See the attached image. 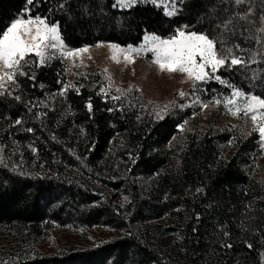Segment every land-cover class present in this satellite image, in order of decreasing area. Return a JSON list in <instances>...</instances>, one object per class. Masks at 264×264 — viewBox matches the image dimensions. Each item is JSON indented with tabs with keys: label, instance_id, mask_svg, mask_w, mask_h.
<instances>
[{
	"label": "trees",
	"instance_id": "obj_1",
	"mask_svg": "<svg viewBox=\"0 0 264 264\" xmlns=\"http://www.w3.org/2000/svg\"><path fill=\"white\" fill-rule=\"evenodd\" d=\"M25 11L57 23L73 47L137 45L188 25L247 61L216 76L264 97V0H183L171 17L148 0H0V34ZM23 71L0 90V264H264L256 132L217 114L181 130L189 111L171 105L155 116L139 96L103 93L96 73L70 85L60 60L34 58ZM230 88L211 80L202 92ZM56 226L78 239L42 251ZM95 228L104 237L84 244Z\"/></svg>",
	"mask_w": 264,
	"mask_h": 264
},
{
	"label": "snow or ice",
	"instance_id": "obj_2",
	"mask_svg": "<svg viewBox=\"0 0 264 264\" xmlns=\"http://www.w3.org/2000/svg\"><path fill=\"white\" fill-rule=\"evenodd\" d=\"M31 2L32 0H29V3ZM137 2L138 0H117V5L121 8H128ZM241 2L242 0H236L237 4ZM174 13L175 5H173V11L166 10L165 12L166 15ZM240 19H247V16H241ZM260 21L264 25V15L260 17ZM188 27V25H184L178 28L175 34L167 39L146 33L144 43L139 48L129 46L125 50L118 45H109V47L135 55H139L141 52H150L152 55L151 63L157 67L160 73L183 74L187 81L192 82L194 88L197 87V82H207L212 78V74H215L221 68L228 70L232 66L247 63L244 58L234 54L233 48H218L217 40L210 38L206 33L187 31ZM224 28L227 30V23L224 24ZM257 31L264 33V26L259 27ZM258 42L261 41L258 39ZM220 43H223V41H220ZM100 46L97 45V47ZM234 47L240 51H246L240 49L239 45ZM57 48L61 50L63 57L72 58L88 51L86 47L79 49L67 48L60 34L59 25L51 23L47 18L37 15L34 18H21L13 21L0 34V90H4L7 83L15 84L17 76H26L27 73L23 71V68L30 62L34 63V58H39V65H44L47 58H49L47 56L49 49L55 51ZM112 58L117 60L115 55ZM229 58L231 59L230 64L228 63ZM124 59L128 63L134 62L132 55H125ZM117 62L119 61L117 60ZM207 69H211V73ZM30 78L34 79V74ZM215 79L232 88V93L224 101L227 111L234 117L240 118L242 114L246 121L251 119L253 124L251 131L259 135L260 142L264 146V97L245 93L241 89L228 84L227 81L221 80L219 76H215ZM67 87L66 85L65 88ZM117 91H120V89H117ZM178 95L185 97L187 94L179 91ZM119 98L118 96L114 97V99ZM16 99H19V97H16ZM170 103L175 106L174 101ZM221 103L220 99L215 100L216 105ZM208 106V104H201L202 109ZM87 107L91 111V103ZM168 107L169 104L163 106L164 109ZM158 115L162 118V114L158 113ZM15 123L20 124L21 121L17 120ZM182 128L183 125H181ZM28 131H31V129H28Z\"/></svg>",
	"mask_w": 264,
	"mask_h": 264
},
{
	"label": "rangeland",
	"instance_id": "obj_3",
	"mask_svg": "<svg viewBox=\"0 0 264 264\" xmlns=\"http://www.w3.org/2000/svg\"><path fill=\"white\" fill-rule=\"evenodd\" d=\"M148 1L153 2V0ZM182 1L183 0H155L154 3L162 6L164 13L166 10L169 12L173 11V5H175V13L167 15L171 17L177 13ZM29 17L31 16H28V12L25 11L15 20L21 18L28 19ZM144 37L145 35L137 45L126 46H121L112 42H100L95 45L73 47L64 42L67 48L79 49L86 47L88 51L82 53L78 57L72 58L63 57L59 48L55 51L49 49L47 53L49 58H47L46 63H49L52 60H60L65 67L68 75V84L70 83V85L74 84L73 77L79 74H85L88 72L96 73L101 77L100 86L101 89H103V93L109 91L113 98L117 96L120 97L121 100L127 98V100L132 103L136 102V98L139 96L145 107L152 106L155 116H160L158 113L163 116L166 110L172 105L170 102L174 101L175 106L179 107L181 110L189 111V118L184 121L183 128L184 126L190 127V124L192 125L195 123V119L200 118L201 120H209L217 114V118L221 119L224 123L231 126L239 124L243 129L251 131L253 127L251 119L246 121L242 114L240 115V118L234 117L225 108L224 101L232 93V88L227 92H213L209 96L207 92H202L203 84L211 80L217 81L215 79L216 73L212 74V78L207 82H197V87L194 88L192 82L187 81L183 74L174 73L169 75L167 73H160L157 67L151 63L152 55L150 52H141V54L135 55L127 51L120 52L117 49L109 47V45H118L125 50L128 49L129 46L139 48L144 43ZM98 44L101 46L97 47ZM114 55L119 62L112 58ZM125 55H132L134 62L128 63L124 59ZM37 59L39 61V58ZM207 71L211 73V69H207ZM181 81L185 82L182 83ZM8 84L9 83L6 85ZM65 86L61 91L63 94L66 89ZM117 89H120V91H117ZM179 91H183L187 95L185 97H180L178 95ZM129 97L132 98V101ZM216 99H220L222 103L216 105ZM149 101H151V103H149ZM165 104H169L167 109L163 108ZM201 104H208L209 106L202 109ZM181 105H183V107H181ZM190 109L193 112V118H190ZM179 128L181 129V126H179ZM257 147L261 150V153L257 159L255 174L258 178L264 180V146H262L260 142V137L257 141ZM5 233L6 232L3 228L0 227V235ZM77 234L78 233L72 229L56 226L49 237L40 241L39 248L44 252L57 250L76 241L78 239ZM86 236L88 240L84 244H96V242H99V239L104 237V230L101 228H95Z\"/></svg>",
	"mask_w": 264,
	"mask_h": 264
}]
</instances>
